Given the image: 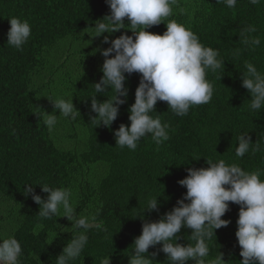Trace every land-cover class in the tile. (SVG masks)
Masks as SVG:
<instances>
[{"label": "trees", "instance_id": "trees-1", "mask_svg": "<svg viewBox=\"0 0 264 264\" xmlns=\"http://www.w3.org/2000/svg\"><path fill=\"white\" fill-rule=\"evenodd\" d=\"M109 14L106 0H0V201L8 202V208L0 213V236L16 223L10 235L14 234L22 245V264H56V257L72 236L79 234L68 231L72 221L63 216L62 208L57 216L43 219L38 214L40 205L23 192L26 183H31L35 193L46 200L49 194L39 184L70 188L71 166L78 161L74 153L57 146L45 125V105L38 98L45 82L32 85L58 44L64 45L66 56L80 57L90 67L72 84L89 131L88 151L81 159L86 166L100 161L109 164V172L94 194L80 195L74 206L77 218L96 216L107 231L91 230L88 244L74 264H100L111 254V264H128L132 244L142 233L144 223V219L134 216L142 213L150 198L158 196L159 210L146 211L144 216L157 221L172 210L187 191L178 181L188 175L189 167H209L207 158L235 163L247 171L264 170V109H249L251 94L242 85L245 62L264 73V0L255 5L238 0L235 8L217 0H178L167 19L187 25L205 46L219 49L225 66L208 73L207 78L215 86L211 101L192 107L186 116L175 115L167 102L158 101L154 115L170 125V139L157 145L146 136L135 151L116 147L114 133L122 123L130 127L129 108L135 102L142 74H126L129 95L111 127L91 122L97 115L91 110V95L95 94L94 83L103 76L105 60L98 49L111 46L103 40L112 34L94 37V26ZM11 17L27 19L32 26L23 50L7 45ZM165 22L147 30L163 34ZM125 23H129L127 18ZM248 26L256 28L250 35L260 39L259 46L243 44L240 32ZM119 31L133 35L130 28ZM107 91L96 94L97 100L103 102L114 95L110 89ZM241 132H249L253 147L259 144L260 151L250 148L238 158L235 150ZM229 203L222 218L231 222L217 229L208 242L210 256L222 252L226 264H240L243 257L236 237L240 205ZM191 232L182 228L178 242L190 243ZM161 247L162 243L150 247L149 252ZM155 260L168 264L162 251Z\"/></svg>", "mask_w": 264, "mask_h": 264}, {"label": "clouds", "instance_id": "clouds-1", "mask_svg": "<svg viewBox=\"0 0 264 264\" xmlns=\"http://www.w3.org/2000/svg\"><path fill=\"white\" fill-rule=\"evenodd\" d=\"M177 2L106 0L110 14L95 23L94 37L122 28H130L133 35L124 33L112 40L104 36L103 43H110L111 46L98 49L105 60L101 68L103 76L94 83L95 94L91 95V110L97 114L91 118V122L97 126L103 124L111 127L118 117L120 106L126 103L129 95L126 74H142L135 92V102L129 108L130 127L122 123L115 130L116 147L135 151L146 136H151L157 145L170 139V125L162 122L159 115H154L158 101L167 102L175 115L186 116L192 107L209 103L214 95V83L207 76L209 72L221 70L225 66V59L221 57L219 49L205 46L190 27L175 19H167L173 15ZM237 2L217 0V3L225 4L228 8H235ZM249 2L255 5L260 0ZM161 22L166 23L163 34L147 30ZM254 32V26L242 29L240 38L244 45H260V39L250 35ZM31 33L29 20L11 17L7 45L23 50ZM245 69L242 85L251 94L249 109L260 111L264 109V73L258 71L251 62H245ZM108 89L114 95L103 102L98 101L96 94H106ZM48 98L54 109L60 112L59 116L55 111L46 112L44 122L50 132L60 116L77 121L81 115L73 103V95ZM253 144L249 132H241L236 156L242 158L250 148L260 151V145L255 144L253 147ZM194 158L198 160L200 157ZM207 164L210 166L187 169L188 175L178 181L186 187V193L159 220L150 221L144 216L146 211L159 210V196L150 198L142 213L134 216L144 219V223L142 233L135 237L132 244L134 249L128 264H154L159 251L166 254L168 264H187L189 261L194 264H226L222 252L214 258L210 256L208 242L213 235L216 236L217 229L231 222L222 218L229 210V202L240 205L236 232L240 255L243 257L240 264H264V170L247 171L235 163L228 164L224 160L213 162L208 158ZM26 184L24 195H31L40 205L38 214L41 218L51 219L62 208L63 216L73 222L72 227L81 230L78 235L72 236L62 253L56 257V264H74L88 244V233L93 229L107 231L96 216L76 217L70 188L39 184L49 194L45 200L35 193L33 184ZM182 228L192 230L188 244L178 242ZM0 241V264H22L23 249L16 236H0ZM161 243L162 247L158 251L149 252L150 247ZM111 255L101 259L100 264H111Z\"/></svg>", "mask_w": 264, "mask_h": 264}, {"label": "rangeland", "instance_id": "rangeland-1", "mask_svg": "<svg viewBox=\"0 0 264 264\" xmlns=\"http://www.w3.org/2000/svg\"><path fill=\"white\" fill-rule=\"evenodd\" d=\"M124 32L117 31L114 34L108 35V37L112 40L124 34ZM97 46L99 47V45ZM89 71L90 67L86 60L80 57L66 56L64 45L62 43L56 45L47 57L45 69L33 80L32 84L35 86L45 82L43 90L38 95L39 100L45 105V115L46 112L53 113L54 111L57 116L60 114L59 110L54 109L53 103L48 97H68L73 95V103L79 110L76 93L72 84L76 79ZM51 135L61 150L74 153L78 157V161L71 166V202L75 206L80 195L87 194L88 196H92L94 194L101 181L108 174L109 164L100 161L86 166L82 161L81 156L88 151L89 145V131L82 115L77 118V121L60 116L58 123L51 131ZM93 198H96V196H93ZM7 206L8 202L0 201V213L5 212V209L8 208ZM15 224H12V229L9 228L7 232L1 231L4 238H7L11 234ZM72 224L73 222L70 223L68 231H81L74 229ZM62 242L65 243L66 240L63 239ZM154 264L162 263L154 262ZM191 264H194V262Z\"/></svg>", "mask_w": 264, "mask_h": 264}]
</instances>
